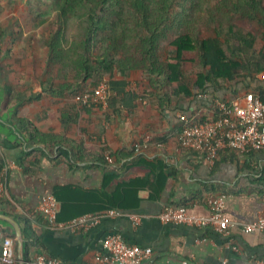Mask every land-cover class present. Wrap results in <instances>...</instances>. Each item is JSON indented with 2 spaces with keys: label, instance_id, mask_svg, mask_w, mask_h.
I'll use <instances>...</instances> for the list:
<instances>
[{
  "label": "trees",
  "instance_id": "trees-1",
  "mask_svg": "<svg viewBox=\"0 0 264 264\" xmlns=\"http://www.w3.org/2000/svg\"><path fill=\"white\" fill-rule=\"evenodd\" d=\"M14 1L10 0L11 3ZM35 2L37 4L30 3L23 18L18 16L11 25L18 27V32L13 27L0 28V41L8 38L7 54L10 55L24 27H41V34L31 33L28 43L39 42V47L47 50L48 70L45 77L31 78L41 87V91L28 99L22 97L32 89L31 86L15 91L10 84L4 83L7 92L4 106L16 101H20L21 106L34 101H50L52 105L68 101L69 105L50 114L65 127L61 133H42L31 119L16 116L21 130L29 134L32 145H41L50 150L60 145L58 158H66L70 166L73 163L93 162L104 166L105 170L104 183L99 190L57 189L54 196L60 204L59 215L78 210L74 204L77 201L87 204L86 211L91 214L101 213V210H135L141 202L139 193L142 190H147L150 198H159L168 178L173 175L165 161L158 160L154 164L146 160L143 155H137L134 145L126 156L137 158V163L148 166L150 171L129 180H123V177L119 179L116 169L112 172L108 170L112 164H108L110 160L104 158L105 147L97 150L83 139L68 137L86 108H102L71 101L76 96L92 92L101 81L108 79L112 91L108 108H114L115 105L124 104L123 88L128 84L127 78L131 73H148V87L139 93L132 92L130 97L142 101L146 99L162 109L172 106L174 102L173 106L183 111L184 103L199 106L201 101L206 100L208 105L202 104L198 108L204 107L205 110L195 113L194 122H202L211 116L216 118L219 111L213 108L214 104L217 101H230L231 96H238L241 92H252L264 103V0ZM42 6L50 12L44 13ZM171 27L176 29L172 30ZM116 74L124 81L115 80ZM21 75V78L26 77V67H22ZM228 152L237 154L228 149L220 154ZM39 153L44 154L43 150L35 149L24 155L25 158L36 159ZM252 153L249 151L241 155L251 156ZM118 163L116 160L115 164ZM131 163L122 165L121 170L130 167ZM5 165L0 159V172L4 171ZM260 182L263 185L261 192L264 193V182ZM113 184L114 190H109ZM210 189H214L212 191L218 195L228 193L220 187L221 191H215L216 187L207 191ZM207 197L202 190L190 200L171 202V205L191 208L198 200L205 203ZM98 203L99 206H93ZM27 216L29 220L43 219L40 214L30 211ZM0 232L3 237L14 239L17 256L13 229L0 223ZM24 235L27 264H32L37 255L53 257L47 253L28 221H25Z\"/></svg>",
  "mask_w": 264,
  "mask_h": 264
},
{
  "label": "crops",
  "instance_id": "crops-1",
  "mask_svg": "<svg viewBox=\"0 0 264 264\" xmlns=\"http://www.w3.org/2000/svg\"><path fill=\"white\" fill-rule=\"evenodd\" d=\"M134 75L131 73L127 78L128 84L123 88L124 104L108 109L86 108L68 137L83 139L97 150L105 147L104 158L112 164L108 170L112 172L116 169L119 179L123 177V180L144 176L150 171L148 166L139 165L137 158L126 156L134 145L137 155H143L146 160L154 164L158 160L165 161L173 175L168 178L161 196L153 199L147 190H142L137 209L103 216L97 225L86 230L59 229L50 227L44 219L29 220L28 211L39 214L41 197L54 194L59 188L80 189L83 192L101 189L105 170L104 166L93 162L70 166L66 158H58L60 145L50 150L29 143V134L21 130L16 116L34 119L35 127L42 133H61L65 127L61 126L57 117L51 118L46 111L38 109V105L34 104L36 101L23 106L30 110L31 116L19 109L22 107L18 101L5 107L7 92L5 86L0 85L4 89L0 97V119L13 124L26 140L24 143L11 127L0 122V159L6 164L7 188L6 201L0 200V212L28 221L47 253L67 264H92L103 239L115 233L120 234L128 244L152 248V256L143 264H183L184 261L189 264H264V232L246 233L243 230L245 225L264 216V193L261 192L263 185L260 182H264V152L253 151L251 156L222 153L213 166L208 165L203 153L182 148L177 139L181 127L178 114L194 116L196 112L205 110L204 107L198 108L202 104L208 105L206 100L201 101L199 106L184 103L183 111L176 109L174 102L162 109L146 99H132V92L139 93L149 84L148 73L142 71ZM115 80L123 82L124 78L116 74ZM243 94L241 92L238 96ZM31 107L37 109L32 113ZM35 149L43 150L44 154L39 153L36 159L25 158V152ZM116 160L118 164H115ZM126 163H131L130 167L121 170ZM212 187L217 188L215 191H228L224 195V214L231 222L228 238L209 228L160 221V213L171 202L190 200L202 190L205 198L218 195L212 191L214 189L207 191ZM109 190H114V184ZM79 202L74 203L78 210L58 215L59 221L68 222L91 214L86 211L87 204ZM93 206L97 207L99 203ZM190 211L199 216L210 213L206 202L199 200ZM132 216L139 217L140 222L136 223Z\"/></svg>",
  "mask_w": 264,
  "mask_h": 264
},
{
  "label": "built area",
  "instance_id": "built-area-1",
  "mask_svg": "<svg viewBox=\"0 0 264 264\" xmlns=\"http://www.w3.org/2000/svg\"><path fill=\"white\" fill-rule=\"evenodd\" d=\"M109 82L101 81L92 92H86L75 97V102L94 104L108 109L111 97ZM213 108L219 111L202 122H194L195 116L186 113L178 114L181 122L177 139L179 145L191 151L203 153L208 165L213 166L220 153L232 150L238 154L249 151L264 152V103L252 92L244 93L230 101H217ZM214 115V114H213ZM5 171L0 172V200L6 195ZM224 195L207 197L209 207L208 216L193 214L190 208L168 205L160 213L159 219L165 224H183L200 228H209L217 234L228 238L231 235V222L224 214ZM38 212L50 227L80 231L97 225L103 216L119 215L122 212L108 210L97 214H86L68 222H60L58 215L60 204L54 194L41 197ZM136 223L139 217L132 216ZM244 232H264V216L244 226ZM0 264H17L15 241L10 237H3L0 232ZM153 250L150 247L131 245L118 234L106 236L101 249L95 254L92 264H143L150 259ZM32 264H67L47 255H37ZM183 264H189L184 261Z\"/></svg>",
  "mask_w": 264,
  "mask_h": 264
},
{
  "label": "rangeland",
  "instance_id": "rangeland-1",
  "mask_svg": "<svg viewBox=\"0 0 264 264\" xmlns=\"http://www.w3.org/2000/svg\"><path fill=\"white\" fill-rule=\"evenodd\" d=\"M14 1V0H13ZM37 4L35 0H17L13 3L10 2V0H0V28L2 27H13L11 26L16 18L19 16L20 18H23L28 9V6L30 3ZM41 9L44 11V13L48 14L50 12L47 7L42 6ZM22 14V15H21ZM22 21V19H21ZM171 27L170 29H172ZM249 28V27H247ZM14 31L18 32V27H13ZM176 28H173L174 30ZM1 32V30H0ZM37 33L38 35L41 34L42 28L41 27H24L22 30V33L17 37V43L12 48L11 54H7V49L9 48L8 44V38H4L0 41V63L4 69L0 70V85H4V83L10 84L14 90L21 91L22 89H25L28 86H31L32 89L25 94L22 98L28 99V97H31L32 95L38 93L41 91V87L36 84V82L32 81V77H45L48 67H47V58L46 53L47 50L39 47V42H35L32 45L28 43L29 37L31 33ZM172 34V32H170ZM38 37V36H37ZM166 43V41L164 42ZM22 67H26V77L21 78V69ZM142 71H138L136 74L141 73ZM134 75V76H135ZM21 78V79H20ZM108 81V79H106ZM170 90V89H169ZM49 95V94H48ZM53 97V96H52ZM59 99V97H53ZM70 102V101H69ZM75 103V99L71 101V103ZM18 104H20V101H18ZM29 102H27L26 105H28ZM34 104L38 105V109L46 111V114H51L55 112V109L66 107V105H69L68 101H61L59 105H52L50 104V101H42V102H34ZM22 108H19L21 111H24V114L26 115H32L30 113V110L24 109V105H19ZM18 106V107H19ZM31 112L33 113L34 109H37L35 107H31ZM61 115V112H59ZM34 119L32 120V122ZM35 125V123L33 122Z\"/></svg>",
  "mask_w": 264,
  "mask_h": 264
},
{
  "label": "water",
  "instance_id": "water-1",
  "mask_svg": "<svg viewBox=\"0 0 264 264\" xmlns=\"http://www.w3.org/2000/svg\"><path fill=\"white\" fill-rule=\"evenodd\" d=\"M4 92L3 87L0 86V97H2V93ZM0 122L6 123L9 127H11L22 139L24 143H26L25 137L22 135L17 128L9 123L8 121L0 119ZM25 221L24 219L16 218L12 215L7 213L0 212V223H3L5 226H9L13 229L16 243H17V263L18 264H27L25 251H26V239L24 235V228H25Z\"/></svg>",
  "mask_w": 264,
  "mask_h": 264
}]
</instances>
